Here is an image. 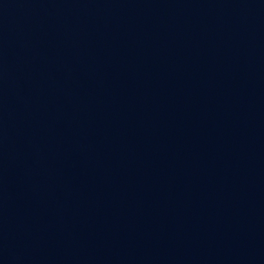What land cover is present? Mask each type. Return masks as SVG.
<instances>
[{"label": "water", "instance_id": "1", "mask_svg": "<svg viewBox=\"0 0 264 264\" xmlns=\"http://www.w3.org/2000/svg\"><path fill=\"white\" fill-rule=\"evenodd\" d=\"M0 264H264V0H0Z\"/></svg>", "mask_w": 264, "mask_h": 264}]
</instances>
